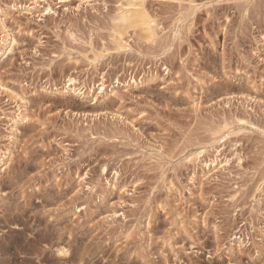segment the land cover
I'll list each match as a JSON object with an SVG mask.
<instances>
[{"label": "rangeland", "instance_id": "rangeland-1", "mask_svg": "<svg viewBox=\"0 0 264 264\" xmlns=\"http://www.w3.org/2000/svg\"><path fill=\"white\" fill-rule=\"evenodd\" d=\"M35 1L0 0V264H264V0H137L156 40Z\"/></svg>", "mask_w": 264, "mask_h": 264}, {"label": "bare ground", "instance_id": "bare-ground-1", "mask_svg": "<svg viewBox=\"0 0 264 264\" xmlns=\"http://www.w3.org/2000/svg\"><path fill=\"white\" fill-rule=\"evenodd\" d=\"M37 1L38 0L35 2L37 3ZM128 4L129 7L127 6L128 8H125L124 10L122 9L123 11L115 18L114 26L117 29V33L120 36H123L126 34L125 29L133 26L140 28L139 30H141L142 34L144 33L145 37L148 36L152 38V40H156L155 26L152 24L153 19L147 10L140 3H138L137 0H129Z\"/></svg>", "mask_w": 264, "mask_h": 264}]
</instances>
